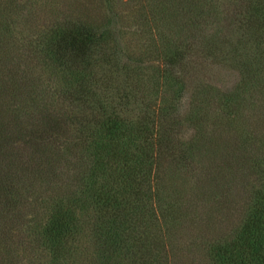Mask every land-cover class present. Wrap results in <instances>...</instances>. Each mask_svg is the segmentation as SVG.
<instances>
[{"label":"trees","instance_id":"1","mask_svg":"<svg viewBox=\"0 0 264 264\" xmlns=\"http://www.w3.org/2000/svg\"><path fill=\"white\" fill-rule=\"evenodd\" d=\"M141 1L150 8L143 15L179 30L169 43L164 35L150 81L144 67L123 61L126 34L110 29L111 0L105 22L52 26L35 25L34 9L23 14L19 0L0 1V247L17 255L8 264H20V245L5 241L16 229L35 255L31 264H264V0ZM192 50L219 55L240 82L228 93L196 87L186 116L196 134L180 140L166 88L159 102L140 93L158 77L168 83ZM244 118L257 126L250 150L236 142ZM223 126L238 129L227 145L215 137ZM239 145L254 151L256 176L239 225L196 248L183 245L176 233L192 217L179 199L197 192L215 204L204 161ZM183 162L204 174L191 194L176 185Z\"/></svg>","mask_w":264,"mask_h":264},{"label":"rangeland","instance_id":"2","mask_svg":"<svg viewBox=\"0 0 264 264\" xmlns=\"http://www.w3.org/2000/svg\"><path fill=\"white\" fill-rule=\"evenodd\" d=\"M19 2L23 5L27 4L26 9L22 10L23 14H27L29 11L32 13V9H34L32 20L35 25L39 26H52L56 23H63L68 18L83 19L92 23L105 22V19H108L109 7L106 4V0H19ZM15 3L16 0H14ZM111 7L116 12V16L112 21L110 29L119 33V37L121 36L120 30L126 34L122 47L119 49L123 53V61L129 62L135 69L141 70L144 67L146 80L150 81V76L157 74V63L159 61L162 63L160 58H157V51L160 53L162 51L164 35L167 36H165V39L169 43L177 37L176 33L179 30L172 28V24L165 25L162 22H157V20L153 22L151 21L153 17L143 15L145 12L150 11L149 6L143 3V1L111 0ZM138 9L140 10V17L135 16L134 10ZM228 11L230 10L225 11V15ZM130 18H136L142 22L133 21ZM20 20H16L18 27ZM147 20H150V23ZM13 21L15 22V19ZM122 25L124 26L120 27ZM10 26L12 28L13 24L10 23ZM213 31L215 29L211 31L212 34ZM223 33L227 38L232 37L231 39L237 36L234 32L230 35V31L226 29L223 30ZM13 35L20 38L19 32L16 33L15 31ZM128 47L129 52L133 51V55H128ZM186 49L188 50V48ZM202 51L193 52L192 50L186 65L175 67L172 70L174 76L170 74V78L166 81L168 83L165 84L162 78L158 77V85L155 84L154 86L153 83L147 82L146 89L142 88V93H140V98L145 96L147 100H157L159 102L162 98V92L166 88V99H169L171 106L176 110V123L179 126L178 138H182L183 140H190L196 134V131L186 122V116L192 108L191 104L194 103L192 100L194 89L200 86H207L211 90L228 93L235 90L240 82L238 71L232 68L229 62L222 61L219 55L207 57L204 51L202 54ZM192 60L197 61L195 64H191ZM180 81H183L184 86L181 87ZM50 83L53 88V83ZM60 101L63 102V98H60ZM257 102L259 103V101ZM260 109L256 111L258 112ZM255 116L253 115L252 120H254ZM238 121L237 128H239L243 137L236 139V142L241 145L245 139L246 142L244 143H249L246 145V148L250 150L249 145L257 134V132H254L252 125L256 128L257 126L253 123L249 125V120L245 118ZM246 124L248 125V129L242 132L241 128L244 125L246 126ZM223 127L218 129L215 137L217 142H220L224 138L223 145H227L238 129L235 126H230L229 129ZM239 146L236 150L229 148L228 155L225 153L224 156H220V154L213 156L210 154L209 158L204 161L205 165L210 168V171L206 174V178L209 180L212 177L216 180L215 182L211 180L207 185V189L211 188L213 191H217L216 196L218 197L215 204L208 206L207 203L202 202L201 196L197 192L194 196L183 195L186 202L179 199L180 204L184 205L186 215L190 218L192 217L188 224L184 225L176 233L180 236L182 235L181 238L178 236L177 238L180 239V243L183 245L196 248L197 245L200 246L203 243L212 242L217 236L216 234H226L239 225L241 216L245 210L244 204L248 199L251 184L255 181L256 177L251 170V157H253L254 151H249L251 155L250 153L249 155H245L243 153L244 146H240L241 151L238 150ZM210 148L212 147L210 146ZM178 169L180 177L176 179L177 186L187 188L188 190L190 187L197 186L201 178L200 176L203 174V171L199 169L197 164L193 165L192 163L189 165V163L183 162L178 164ZM216 176L218 177L216 178ZM189 192L190 194L192 193L191 189ZM185 203L188 207L185 206ZM185 213L184 216H186ZM13 232L15 235L7 236L5 241L15 243L14 246L16 247L17 243L20 245V251H18L20 253L18 256L20 264H31L30 262L35 255H31V251L28 248L26 251L23 244H21L18 238V235L21 233L17 229ZM15 251V247L12 253L10 246H1L0 264L2 262L3 264H8L9 261L17 260V255L15 260L13 258Z\"/></svg>","mask_w":264,"mask_h":264}]
</instances>
